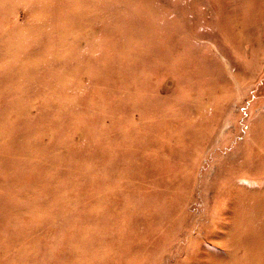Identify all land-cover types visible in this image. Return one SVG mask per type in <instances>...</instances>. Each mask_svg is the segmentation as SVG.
I'll return each mask as SVG.
<instances>
[{
	"label": "rangeland",
	"instance_id": "obj_1",
	"mask_svg": "<svg viewBox=\"0 0 264 264\" xmlns=\"http://www.w3.org/2000/svg\"><path fill=\"white\" fill-rule=\"evenodd\" d=\"M0 264H264V0H0Z\"/></svg>",
	"mask_w": 264,
	"mask_h": 264
}]
</instances>
